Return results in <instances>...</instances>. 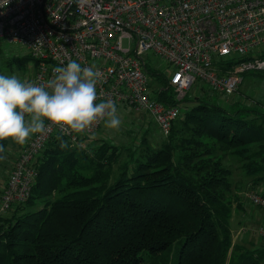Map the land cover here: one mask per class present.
<instances>
[{"label":"trees","instance_id":"obj_1","mask_svg":"<svg viewBox=\"0 0 264 264\" xmlns=\"http://www.w3.org/2000/svg\"><path fill=\"white\" fill-rule=\"evenodd\" d=\"M150 70L160 84L156 99L174 103L167 78ZM255 74L264 79V71ZM202 99L183 98L192 106L185 103L148 154L102 140L97 150L72 147L52 137L36 158L29 199L0 214V264H226L228 256L227 264H264V238L259 246L232 243V216L244 210L227 164L231 159L246 179L249 204L246 193L264 183V105L244 93L247 104L228 107ZM0 143L8 177L13 164L7 173V140Z\"/></svg>","mask_w":264,"mask_h":264},{"label":"built area","instance_id":"obj_2","mask_svg":"<svg viewBox=\"0 0 264 264\" xmlns=\"http://www.w3.org/2000/svg\"><path fill=\"white\" fill-rule=\"evenodd\" d=\"M0 40L18 44L32 59L28 82L53 78V69L77 60L95 64L97 101L145 112L163 137L183 116L185 93L197 81L211 94H235L243 74L264 71V0H0ZM126 43V46L123 43ZM151 54L165 69L145 61ZM167 78L174 103L155 97L147 69ZM226 101L224 102V105ZM99 118L81 131L46 122L14 160L0 194V214L25 203L36 178L35 161L54 136L72 147L100 129ZM264 208V196L246 193ZM246 232L245 228L239 235ZM264 238V226L257 229Z\"/></svg>","mask_w":264,"mask_h":264},{"label":"clouds","instance_id":"obj_3","mask_svg":"<svg viewBox=\"0 0 264 264\" xmlns=\"http://www.w3.org/2000/svg\"><path fill=\"white\" fill-rule=\"evenodd\" d=\"M53 73L43 84L0 72V141L23 145L33 134L42 132L46 122L81 131L105 118L109 128L120 127L116 102H96L99 74L95 64L82 66L73 59L55 66ZM3 150L0 143V153Z\"/></svg>","mask_w":264,"mask_h":264},{"label":"rangeland","instance_id":"obj_4","mask_svg":"<svg viewBox=\"0 0 264 264\" xmlns=\"http://www.w3.org/2000/svg\"><path fill=\"white\" fill-rule=\"evenodd\" d=\"M124 46H126V43H123ZM25 50L18 44H9L6 41L0 40V72L4 74H16L22 79L26 80L27 77L30 75H33L34 73V65L31 61L27 62L25 59L21 58L25 56ZM12 58L18 59L15 64H8V61H10ZM14 59V60H15ZM145 61L147 63H151V65H156L157 68L164 70L165 64L161 59L153 57L151 54H148L145 57ZM19 66H18V65ZM150 74L156 73L155 70H150ZM256 72H251L250 74L246 73L243 76V82L239 86V93L238 91L235 94L229 95V98H225L217 93L211 94L207 91L208 87L201 81L195 82L189 90L185 93V99L186 101L194 99L195 97H200L201 100L204 98L205 100L209 99L210 101H215L219 103L222 106L228 107L229 105H232V103H238V101H242L247 104V101H243V93L251 95L252 98L256 101H259L262 105H264V79L259 78L255 76ZM151 79V78H150ZM154 79H151V89L152 91L157 90V88L160 86V84H155ZM184 101L182 104L183 109H185L184 105H190L192 106V103H187ZM228 102L224 105V102ZM119 110V114L121 117V125L118 129H112L109 128L105 122L102 124L100 130H98L95 134L89 136L88 139L85 141V148H88L89 150L95 149L97 150L100 146L99 141L102 140L103 142L107 144H113V145H123L125 147H128L132 154L136 153H146L150 150H158L159 147L162 145L163 137L160 132H158L155 127L153 126V123L151 122V118L149 115L145 112H139L133 109H126L120 106H117ZM186 110V109H185ZM186 126H193L192 124L186 125ZM149 128V134L147 136L141 137L142 133ZM183 136H189V134L184 131ZM163 138H162V137ZM141 137V138H140ZM17 143L7 140V151L13 153L17 147ZM148 154V153H146ZM129 155V153H128ZM126 153L123 154L122 158L118 163L124 162L127 158ZM227 164L231 170V181L234 186L233 194L238 192V196H240V203L242 204V210L243 212L247 213L248 206L249 208H258L256 206H253L251 203L248 204L245 201V197L242 195L243 189L245 188V183L247 182L244 178L241 171L238 169V165H235L231 159H227ZM11 167L9 166V169ZM9 169L7 170V173L9 172ZM2 169L0 170V184L2 181ZM255 190V189H254ZM256 191V190H255ZM257 191H259L257 189ZM55 195H58V193H55ZM7 215L4 214L1 217H6ZM248 219V217H247ZM249 220V219H248ZM247 230L250 232V225L249 227L244 225ZM242 224H240V221L238 217H236V214L232 216V220L230 223L231 231H236L237 229H241ZM246 233V232H244ZM258 236V235H257ZM241 239L239 237L235 238L234 233L232 236V241L238 242ZM233 243V242H232ZM246 245V244H245ZM234 248H230L229 255L234 254ZM244 251H242L243 253ZM236 255H238L236 253ZM230 256H228L226 264L229 263Z\"/></svg>","mask_w":264,"mask_h":264},{"label":"crops","instance_id":"obj_5","mask_svg":"<svg viewBox=\"0 0 264 264\" xmlns=\"http://www.w3.org/2000/svg\"><path fill=\"white\" fill-rule=\"evenodd\" d=\"M24 145L18 144V146L16 147V149L13 153H11V154H10V152L7 153V157L5 159L6 172L9 169L7 167L12 166V164L14 163V160L16 159V156L18 155L19 150ZM6 175L7 174L5 173L2 176V181L0 184V194L4 188V185H5V181H6V177H7ZM257 189L259 191H257ZM255 190L259 193H264V183L257 185ZM247 206H248V204H247ZM235 214H236V217H238L240 224H242V227H245L244 226L245 224L248 227L250 225V229L252 232L247 230V232L244 235L239 236V231H238L239 229H237L236 231H232V236L234 233V237L235 238L239 237L241 239V241L245 242V244L247 243V245H249V246H251V245L259 246L261 244L262 237H260L258 235L257 229L260 226H264V209L263 208H255L254 209V208H249V206H248L247 213L243 212V213L239 214V213L235 212ZM247 217L249 220L247 219ZM232 242L235 243V241H232Z\"/></svg>","mask_w":264,"mask_h":264}]
</instances>
